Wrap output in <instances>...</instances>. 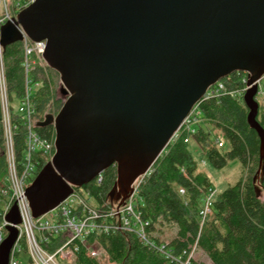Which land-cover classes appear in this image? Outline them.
<instances>
[{"label": "water", "instance_id": "obj_1", "mask_svg": "<svg viewBox=\"0 0 264 264\" xmlns=\"http://www.w3.org/2000/svg\"><path fill=\"white\" fill-rule=\"evenodd\" d=\"M24 35L46 41L43 59L67 96L37 124L53 126L56 151L26 189L34 218L111 166L110 199L124 204L207 90L235 72L249 75L243 101L264 169V0H35L1 27L0 46ZM5 220L0 264L19 235L16 203Z\"/></svg>", "mask_w": 264, "mask_h": 264}, {"label": "trees", "instance_id": "obj_2", "mask_svg": "<svg viewBox=\"0 0 264 264\" xmlns=\"http://www.w3.org/2000/svg\"><path fill=\"white\" fill-rule=\"evenodd\" d=\"M23 60L24 44L21 42L9 45L3 52L10 109L15 121L14 104L19 103L25 92ZM38 71L36 80L40 79V69ZM243 75L242 72L231 74V81L226 83L227 90L238 91ZM49 88L44 79V86L34 95L37 123L48 114L56 115L63 105L60 99L51 103L56 94ZM49 108L54 112L48 111ZM199 110L208 126L197 124L194 134H185L169 144L140 188L137 210L149 223V242L140 240L134 233L121 231L98 233L89 238L91 241L97 239L105 247L112 262L180 264L175 260L177 256L184 251L191 252L197 243L213 264H264V201L259 195L260 189L264 190V169L259 168L260 139L247 121L249 110L242 99L229 94L201 102ZM258 121L264 128V113L260 110ZM35 129L47 139L55 135L52 125L36 126ZM4 137L0 100V175H4L7 169ZM188 137L187 143L185 140ZM14 141L17 157L21 158L24 152L23 128L15 134ZM217 141H222L224 147L219 148ZM191 145L200 150L201 159L215 170H222L233 160L242 165L240 180L212 199L205 218L202 212L207 198L214 192V186L210 177L200 170ZM116 180V166H111L102 173L101 182L94 180L76 190L87 194L94 206L109 208L115 203L111 201L110 193ZM181 189L184 194L180 193ZM165 227H176L175 233L167 238L169 241L163 239ZM58 243L53 240L51 250ZM22 245L26 253L24 241ZM163 246L173 254L174 260L159 251ZM191 262L196 264L194 259ZM76 264L97 263L81 248Z\"/></svg>", "mask_w": 264, "mask_h": 264}, {"label": "built area", "instance_id": "obj_3", "mask_svg": "<svg viewBox=\"0 0 264 264\" xmlns=\"http://www.w3.org/2000/svg\"><path fill=\"white\" fill-rule=\"evenodd\" d=\"M35 0H0V38L1 27L12 18H16L19 12L29 6ZM24 44L23 67L25 73V92L20 99L16 111V121L10 109V101L7 90V81L3 62L4 50L0 46V100L2 106V123L5 136V154L7 169L4 180L0 182V201L4 203L0 210L2 212V223L0 224V245L7 236L6 226L9 224L5 217L11 207L16 203L21 215V224L16 227L19 235L10 255L9 264H76L77 254L81 248L86 255L97 264H116L101 243L89 238L98 233H109L121 231L136 234L140 240L149 242L147 237L146 222L137 210V201L141 185L145 183L152 168L143 176L139 177L133 185V191L124 204L114 203L109 208H98L92 204L87 194H82L76 189L58 207L49 213L34 218L26 197V189L33 182L39 171L51 162L55 154V135L47 139L37 131L36 106L33 102L34 95L38 90L35 75L38 70H43L46 62L43 53L46 41L34 42L24 35L21 42ZM242 85L238 91H228L226 83L231 81L230 76L218 81L211 86L203 99L192 109L184 120L179 130L174 134L171 143L179 140L183 135L194 134L199 122L201 102L218 98L225 94L238 97L243 100L248 86L249 75L242 72ZM225 80V81H224ZM256 99H264V76L259 79ZM23 128L24 152L21 158L17 157L14 136ZM189 137L185 140L188 143ZM219 148L224 147L222 141H217ZM164 153V152H163ZM95 180L102 181V174ZM181 189L180 193L184 194ZM213 193L209 195L205 203L202 215L204 218L210 211ZM53 240L58 245L51 250ZM27 247L26 253L22 242ZM159 251L168 259L174 260L173 254L165 250V246ZM184 256V257H183ZM186 256V257H185ZM185 258V259H184ZM192 251H184L175 259L180 264H192Z\"/></svg>", "mask_w": 264, "mask_h": 264}, {"label": "rangeland", "instance_id": "obj_4", "mask_svg": "<svg viewBox=\"0 0 264 264\" xmlns=\"http://www.w3.org/2000/svg\"><path fill=\"white\" fill-rule=\"evenodd\" d=\"M40 75V79H37V83H38V89L44 86V79L48 82L49 86H50V91L55 92L56 97H54V99L51 101L55 103V101H57L58 99H60L61 101L64 102L67 99V96H64L61 93V89H62V82L60 79V74L58 72H56L55 70H53L52 68H50L47 64L44 67L43 70H40V73L38 74ZM259 105H260V111L261 113H264V99L261 98L260 100H258ZM15 107H17V104H14ZM54 105V104H53ZM63 106V105H62ZM55 109V107H54ZM54 109H48V111H53ZM52 112V113H53ZM55 115V113L53 114ZM199 122L197 124H202L203 126H208L206 124V122L201 118H199L198 120ZM194 128H197V126L195 125ZM5 139V137H4ZM5 142H4V146H5ZM191 150L194 154V156L196 157V159L199 161V168L201 171H203L204 173H206L214 186V192H213V196L212 199L215 198V196L223 191L224 189H226L229 185H233L236 182H238L240 180V178L242 177V165L240 164V162H238L237 160H233L230 161L227 166L225 168H223L222 170H215L213 168H211L210 166H208V164L201 159L202 155L200 150H198V148H196L194 145H191ZM264 164V162L262 163V165ZM260 168V167H259ZM6 174V173H5ZM5 174L4 175H0V182H2V180H4L5 178ZM261 173H259L258 171V176ZM260 177V176H259ZM147 178H144V181H146ZM259 179V178H258ZM142 186V185H141ZM259 195L262 201H264V190L260 189L259 191ZM4 205V203L2 201H0V207H2ZM176 231V227H165L164 228V232H163V239H167L169 236H172ZM167 241H169V239H167ZM197 243L193 246L192 249V260L194 259L196 264H213L209 257L206 255V253L197 247Z\"/></svg>", "mask_w": 264, "mask_h": 264}]
</instances>
